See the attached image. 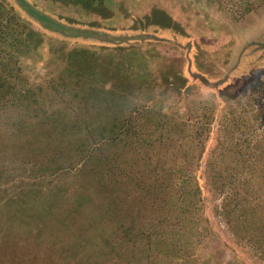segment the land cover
I'll return each instance as SVG.
<instances>
[{"label":"rangeland","instance_id":"obj_1","mask_svg":"<svg viewBox=\"0 0 264 264\" xmlns=\"http://www.w3.org/2000/svg\"><path fill=\"white\" fill-rule=\"evenodd\" d=\"M0 264H264V0H0Z\"/></svg>","mask_w":264,"mask_h":264},{"label":"trees","instance_id":"obj_2","mask_svg":"<svg viewBox=\"0 0 264 264\" xmlns=\"http://www.w3.org/2000/svg\"><path fill=\"white\" fill-rule=\"evenodd\" d=\"M202 158V157H201ZM203 159H201V165H200V168H199V171L201 170V168H202V166H203ZM201 176H200V172H199V175L197 176V179H198V183H200V178ZM200 186V185H199ZM201 187V186H200Z\"/></svg>","mask_w":264,"mask_h":264}]
</instances>
